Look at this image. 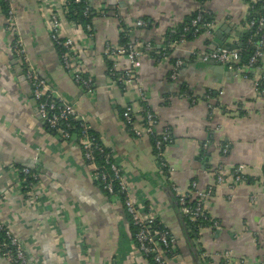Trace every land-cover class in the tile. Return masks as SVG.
I'll return each instance as SVG.
<instances>
[{"label": "crops", "instance_id": "crops-1", "mask_svg": "<svg viewBox=\"0 0 264 264\" xmlns=\"http://www.w3.org/2000/svg\"><path fill=\"white\" fill-rule=\"evenodd\" d=\"M200 5L198 0H103L106 16L95 17L88 33L65 20L62 0H12L30 65L112 152L131 198L174 236L178 256L171 264H264V97L254 88L257 79L264 80V56L255 68L237 73L201 61L202 54L221 48L212 43L216 33L222 44L240 49L249 29L247 1L206 0L202 8L214 16L211 32L173 45L159 59L139 57L135 80L126 88L112 86L108 76L104 49L118 45L121 24L131 30L130 43L159 49L168 30ZM49 11L59 16L64 37L73 41L94 81L92 96L64 70L47 32ZM5 18L0 7V222L31 264H147L123 206L94 184L79 145L60 139L39 119L22 65L10 54ZM138 20L145 25L136 27ZM177 60L182 65L171 80ZM127 67L124 57L116 62L119 70ZM187 92L189 97L182 96ZM139 99L157 116V131L171 134L163 157L177 190L186 192L192 182L212 190L203 208L217 227L200 229L193 242L170 185L158 172L149 137H133L122 119L125 108ZM26 166L37 173L33 193L19 187L17 170ZM219 166L227 172L221 184L214 174ZM239 166L245 181L233 183L231 172ZM0 264L10 263L0 256Z\"/></svg>", "mask_w": 264, "mask_h": 264}, {"label": "built area", "instance_id": "built-area-1", "mask_svg": "<svg viewBox=\"0 0 264 264\" xmlns=\"http://www.w3.org/2000/svg\"><path fill=\"white\" fill-rule=\"evenodd\" d=\"M6 7L5 19L6 29L12 34V42L10 46V54L18 63L22 65L23 81L30 88L31 98L36 103L37 114L39 119L50 130L54 131L57 137L62 140L77 143L81 149L82 156L86 166L90 170V177L94 183H97L102 190L108 195V199L112 203H120L126 215L135 229L134 241L136 250L140 257L147 264H171L178 254L175 247V239L169 229L162 223L153 212L145 205L138 203L131 198L128 185L122 170L118 163L114 160L112 152L102 143L98 144L96 139L88 134L89 127L84 120L78 115L75 106L64 102L58 98L52 89L42 80L34 68L30 65L22 40L15 27L14 11L12 8V0H1ZM80 0H75L78 2ZM206 1V0H202ZM261 4L264 7V0H251ZM89 5L85 7L83 14L87 15L90 6L95 13L101 17L106 16L107 10L103 6V0H98V5H92V0H88ZM65 0H62L63 15L67 13ZM253 9L252 6H250ZM208 12L203 9L202 13ZM74 28L83 29L91 33L92 26L86 24L84 28L79 24L69 21ZM143 21H136V27H143ZM213 23L205 21L201 15H197L195 19L184 28V32H191L196 36L201 29L204 32H211ZM250 29H255L246 41V48L250 49L252 54L247 58L246 62L242 60V54L239 49L216 48L202 54L201 61L212 60L223 66L233 73L243 72L255 68L259 60L264 56V16L258 19H251L248 22ZM46 28L50 39L57 47L60 60L64 70L69 74L72 82L87 95L95 93V84L92 78L86 75L82 59L78 54L73 41L64 37L63 27L59 16L49 11L46 20ZM127 29V30H126ZM121 29V33L130 32L128 28ZM184 35L181 36L179 43L174 42V46L184 42ZM154 51V47L150 43L142 46H135L132 43L126 45H110L107 44L104 49L105 60L111 66L108 70L110 84L120 88H126L133 84L134 66L136 60L148 53ZM124 57L128 60L129 67L119 70L116 68V62ZM182 62L177 60L170 74L171 80L178 77V69ZM254 88L259 95L264 97V80L257 79L254 82ZM182 96H185L182 94ZM192 101V100H191ZM143 101L139 99L128 105L122 112V119L129 126L130 133L135 138L152 137L156 148L153 154L158 172L166 180L175 198L179 203L180 214L189 222L196 224L197 220L204 217V202L211 196L212 190L202 191L198 188L196 182H192L186 192L181 193L170 180L171 170L163 157V147L172 143L168 130L157 131V116L146 106L142 105ZM79 124V126L77 125ZM78 126L80 131L76 136L72 130ZM207 148V144H203V149ZM226 153V150H224ZM243 166H239L233 170V183L245 181L242 175ZM19 178V187L22 191H35L37 174L30 167H22L17 170ZM214 174L216 182L221 184L226 177L227 172L223 166H219ZM35 181V183H34ZM211 227H217V224L211 223ZM4 232L8 244H3L5 249L4 258L10 264H31L28 260L22 245L18 240L0 222V233ZM208 264V263H207Z\"/></svg>", "mask_w": 264, "mask_h": 264}, {"label": "trees", "instance_id": "trees-1", "mask_svg": "<svg viewBox=\"0 0 264 264\" xmlns=\"http://www.w3.org/2000/svg\"><path fill=\"white\" fill-rule=\"evenodd\" d=\"M198 1L201 4L200 5L201 8L198 9L188 19H186L184 23L178 25L177 27H174L175 29L172 28V29L168 30V32L166 34V40H165L162 48H159V49L155 48L153 52L148 53L149 56H152L154 59H159L160 56H162V54L160 55L161 52H164L165 54H167V53H169V52H171L173 50V48H174V46H173L174 44L173 43L174 42L179 43L181 36L184 35V37H183L184 41H188V40H190L192 38L197 37L199 34L203 33L204 29H201L196 36H193L191 32H187L186 33V32L183 31L184 28L191 22V20L195 19L197 15H201L202 18L205 21H207V22L214 23V16H213V14L210 11L202 13L203 8H204V7L202 8V6L204 5V4L202 5V3H204L205 1H202V0H198ZM246 1H247V5H248V11H247V17H246V22L245 23L247 24V28H248V22L252 18L253 19H258L259 17L264 16V7L261 4H258L256 2L255 3L252 2L251 0H246ZM88 5H89L88 0H80L78 2H75V0H65V6L64 7L67 9V13L64 16L65 20L68 21V22L69 21L75 22V23L79 24L80 26H82L83 28H84V26H86V24L92 25L93 19L95 17H97V16L100 17V15L98 13H95V11L93 10V8L91 6H90V11L87 13V15H84L83 14L84 9ZM250 6H252L253 9H251ZM0 7H1V9L4 12L6 11V7L2 3L1 0H0ZM121 26H122L123 29H126L125 25L121 24ZM254 32H255V29L252 30V29L249 28L248 31L241 36V45H240V49L239 50H240V52L242 54V60L244 62H246L247 58L253 52L250 49L246 48V41L252 34H254ZM129 33L130 32H128L127 34H124V33L120 32V36H119V40H118V42H119L118 44L119 45H126L127 43H129V38H130V34ZM262 33H264V31H262ZM107 64H108V67L111 66V64L108 61H107ZM183 94L185 95V97H189L190 96L188 92H187V94L186 93H183ZM142 105H144V103H142ZM77 125L79 126V124H77ZM78 126H76L72 130V133H74L76 136L79 134V131H80ZM50 131L54 135H56L54 133V131H52V130H50ZM88 134L93 136L96 139V142H98V144H100V143L102 144V142L99 140V138L90 129L88 130ZM168 135L170 136V139L172 140V137H171V134H170L169 131H168ZM149 139L151 141L152 151H153V154H154V153H156L154 139L152 137H150ZM164 149H165V147L162 148V150H164ZM231 174H232V177H233V171L231 172ZM263 176H264V170H263ZM20 178H21V176H20ZM34 183H35V181H34ZM94 184H96L102 190V188L97 183H94ZM102 191L106 194V192L104 190H102ZM24 192H26V191H24ZM26 193H28V192H26ZM106 196L108 198L107 194H106ZM173 196H174V193H173ZM174 198H175V196H174ZM175 201L177 203L178 210H179L180 206H179L178 200L176 198H175ZM179 213H180V211H179ZM182 218L185 220L186 229H187V232H188V238L192 242H193V239L195 238L196 234H198L200 229L209 227L211 225V223H212L210 221V219H209V217H208L206 212H204V217L203 218H200V219L197 220L196 224L189 222L183 216H182ZM128 220H129V217H128ZM129 224H130V230H131V233H132L133 239H134L135 229L133 228L130 220H129ZM8 243H9V241L6 239L5 233L4 232L0 233V256L2 258H4V254H5L4 253L5 249H4V247L2 245L3 244H8ZM177 254H178V252H177ZM150 264H152V263H150Z\"/></svg>", "mask_w": 264, "mask_h": 264}, {"label": "water", "instance_id": "water-1", "mask_svg": "<svg viewBox=\"0 0 264 264\" xmlns=\"http://www.w3.org/2000/svg\"><path fill=\"white\" fill-rule=\"evenodd\" d=\"M222 36L220 35V34H215L214 35V37H213V39H212V43L214 44V45H216V46H218V47H221V48H225V49H228V50H230V49H236V47L235 46H226V44H222ZM203 63L204 64H208V65H219V66H223V65H221V64H219V63H216V62H214V61H212V60H208V61H203ZM224 68H225V70H227L228 72H230L228 69H227V67L226 66H223ZM231 73V72H230Z\"/></svg>", "mask_w": 264, "mask_h": 264}]
</instances>
